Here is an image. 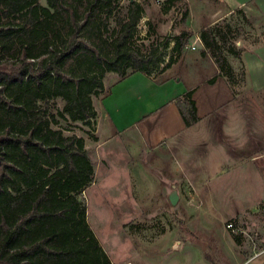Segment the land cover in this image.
Segmentation results:
<instances>
[{
  "label": "trees",
  "instance_id": "16d2710c",
  "mask_svg": "<svg viewBox=\"0 0 264 264\" xmlns=\"http://www.w3.org/2000/svg\"><path fill=\"white\" fill-rule=\"evenodd\" d=\"M149 1L0 0V264H113L86 220L82 194L95 169L84 138L54 125H94L92 97L107 73L122 79L138 71L159 83L182 56L192 34L186 29L172 38L162 67L170 38L148 22L145 37L153 40L139 42ZM178 4L185 23V0H163L158 11L180 10ZM242 36L226 18L199 32L201 56L213 59L231 88L237 76L227 53L239 54ZM192 92L175 99L186 127L199 121Z\"/></svg>",
  "mask_w": 264,
  "mask_h": 264
},
{
  "label": "rangeland",
  "instance_id": "374dc122",
  "mask_svg": "<svg viewBox=\"0 0 264 264\" xmlns=\"http://www.w3.org/2000/svg\"><path fill=\"white\" fill-rule=\"evenodd\" d=\"M162 1L145 4V15L138 24L139 42L148 44L153 40L150 35L145 37L148 22L156 24L161 36L170 38L162 67L172 53V38L182 29L190 31L182 56L167 68L168 74L178 77L195 73L200 79L207 69L199 65L200 69L195 70V64L187 65L185 59H193L200 50L191 48L193 33L209 20L206 12H210L214 1L185 0L189 11L185 23L181 20V4L180 10L160 14ZM39 2L46 5L45 0ZM127 2L121 0L123 5ZM242 45L241 42L236 47L242 50ZM233 68L237 76L234 100L222 110V131L227 143L224 152L218 147L213 120L206 122L205 128L193 127L192 135L183 136V141L162 142L150 150L127 139V134L98 145L93 138L96 119L92 126L63 120L54 125L70 128L66 134L87 139L86 151L95 176L82 194L87 206L86 220L114 264H250L257 253L263 254L251 264H264V202L254 200L264 196V180L259 182L253 171L262 173L264 168H260L259 160L244 158L248 154L238 151L264 145V93L245 88L240 75L243 67L235 58ZM56 106L62 107L60 100H56ZM242 166L253 170L242 172L238 169ZM245 175L248 179L245 177L242 182ZM222 178L224 185L220 184ZM173 186L178 195L174 205L168 199ZM219 186H225V191H217ZM250 194L253 201L237 200L249 198ZM229 221L246 232L240 234V243L234 241L233 233L226 227ZM254 233L259 235L254 237Z\"/></svg>",
  "mask_w": 264,
  "mask_h": 264
},
{
  "label": "crops",
  "instance_id": "0c3cea01",
  "mask_svg": "<svg viewBox=\"0 0 264 264\" xmlns=\"http://www.w3.org/2000/svg\"><path fill=\"white\" fill-rule=\"evenodd\" d=\"M213 1L214 5L210 12L208 10L206 12L209 15V20L205 21L203 27L214 25L226 18L232 26L242 28L245 37H240L235 44L239 47L242 42V50L238 55L231 54V56L227 53L228 61L233 67L235 58L238 66L243 67L245 88L264 93V0ZM203 27L193 33L195 36L192 42L194 49L199 48L200 50L194 53L193 59H185V64H195V70L200 69L199 65L207 69L200 79L195 73L181 74L176 77L174 74H168L169 69L158 76L162 78L159 83L155 81L153 76L138 71L122 79H119L114 73L106 74L103 80V92L92 97V105L96 112L94 135L98 145L109 138L127 134V139L136 140L142 148L150 150L162 142L183 141V136L192 135L193 127L202 126L205 128V123L213 120L216 127L217 121L221 122V128L219 132L215 128V134L219 139L218 147H220L221 152H224L223 148L227 143L222 131V118L224 116L222 110L226 109L234 100L235 93L233 94V87L231 88L226 78L219 75V69L213 59L209 56H201L203 44L199 38V32ZM111 75L113 77L110 78ZM210 79L214 81L209 83ZM190 90H193L192 99L199 121L190 127H186L175 104V99ZM261 100H264V94H262ZM202 130L204 132L201 135H204L205 130ZM87 144V139L84 138L85 149H87ZM260 145L259 143V148L254 150L249 147L243 151L238 149V151L248 154L244 158L253 159L254 162L255 159L259 160L260 168L263 169L264 145ZM215 151H217L216 148ZM248 168L253 170L250 166H242L238 169L247 172ZM253 171L256 178L260 180L259 182L263 183L264 170L262 173L258 170ZM245 177L247 178V175L242 177V182ZM224 179L220 180L221 185H224ZM219 187L217 191H225V186ZM237 200L240 203L245 200L253 201V196L250 194L249 198L241 197V199L237 197ZM254 200L264 202V196L262 198L259 196ZM256 234L259 235V233ZM262 254H255L250 261L252 262ZM251 262L249 263L251 264Z\"/></svg>",
  "mask_w": 264,
  "mask_h": 264
},
{
  "label": "built area",
  "instance_id": "2783aa9c",
  "mask_svg": "<svg viewBox=\"0 0 264 264\" xmlns=\"http://www.w3.org/2000/svg\"><path fill=\"white\" fill-rule=\"evenodd\" d=\"M191 48L194 49L195 48L194 45H192ZM226 227L230 230L231 233H233L235 235H240L241 233L246 234L245 231L237 228V226L232 221L227 222ZM254 237H257L256 233H254ZM251 240H252V238H251Z\"/></svg>",
  "mask_w": 264,
  "mask_h": 264
},
{
  "label": "water",
  "instance_id": "95a60500",
  "mask_svg": "<svg viewBox=\"0 0 264 264\" xmlns=\"http://www.w3.org/2000/svg\"><path fill=\"white\" fill-rule=\"evenodd\" d=\"M168 199L172 205H174L178 199V195L176 193V190L174 189V186L172 192L168 196Z\"/></svg>",
  "mask_w": 264,
  "mask_h": 264
}]
</instances>
